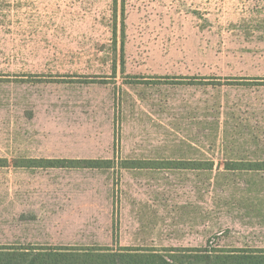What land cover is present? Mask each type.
I'll use <instances>...</instances> for the list:
<instances>
[{
  "label": "rangeland",
  "instance_id": "1",
  "mask_svg": "<svg viewBox=\"0 0 264 264\" xmlns=\"http://www.w3.org/2000/svg\"><path fill=\"white\" fill-rule=\"evenodd\" d=\"M0 158L1 243L264 247V0H0Z\"/></svg>",
  "mask_w": 264,
  "mask_h": 264
},
{
  "label": "trees",
  "instance_id": "2",
  "mask_svg": "<svg viewBox=\"0 0 264 264\" xmlns=\"http://www.w3.org/2000/svg\"><path fill=\"white\" fill-rule=\"evenodd\" d=\"M211 78L217 77L177 76L171 77V82L190 85L213 84L216 87L221 85V81H210ZM210 109L207 107L208 111ZM214 109L216 114L219 113V111L217 112V105H214ZM210 142L213 144V141L210 140ZM148 162L150 161L125 159L122 161L120 169L144 168ZM168 162L171 168H202L206 172H213L215 166L213 159H205L200 161L201 163L190 160H171ZM7 163L6 158H0V167L7 166ZM113 164L112 159L21 158L16 162V166L24 168L84 167L109 169L113 167ZM236 170L264 171V160H226L224 170L219 168L216 177ZM209 232L204 245L174 246L162 249L124 246L118 244V241L117 245L98 243L92 245H50L0 242V264H264V247L222 244V240L230 233L229 228L218 227Z\"/></svg>",
  "mask_w": 264,
  "mask_h": 264
}]
</instances>
